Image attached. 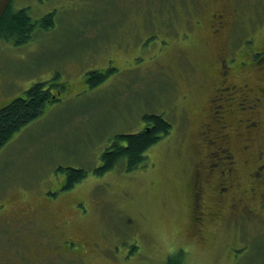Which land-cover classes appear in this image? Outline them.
Segmentation results:
<instances>
[{
  "label": "rangeland",
  "instance_id": "obj_1",
  "mask_svg": "<svg viewBox=\"0 0 264 264\" xmlns=\"http://www.w3.org/2000/svg\"><path fill=\"white\" fill-rule=\"evenodd\" d=\"M198 1V30L183 38L190 0H10L32 20L53 12V23H36L23 44L0 37V107L25 97L35 82L63 86L53 87L58 99L0 149V200L57 201L56 212L36 211L30 235L0 228V264H164L173 255L182 264H262V217L232 214L200 232L189 179L203 147L194 113L217 79L216 56L224 50L239 59L243 41L251 39L249 48L264 42V0H227L228 28L219 36L209 17L221 1ZM92 70L104 77L91 85L84 76ZM255 73L240 74L255 83ZM151 113L171 128L144 163L99 173L114 136L138 132ZM261 119L264 129V101ZM68 168L86 173L62 188ZM59 219H69L60 231ZM78 228L90 241L82 246L85 259L59 243L64 234L75 240ZM17 236L25 237L21 245Z\"/></svg>",
  "mask_w": 264,
  "mask_h": 264
},
{
  "label": "flooded vegetation",
  "instance_id": "obj_2",
  "mask_svg": "<svg viewBox=\"0 0 264 264\" xmlns=\"http://www.w3.org/2000/svg\"><path fill=\"white\" fill-rule=\"evenodd\" d=\"M219 1L222 4H216L209 17V27L214 36L225 33L228 28L227 0ZM197 4H200L198 0H190V5H187L190 18L185 20L187 25L181 31L183 38L198 30L200 14L196 12ZM250 41L242 42L243 51L237 54L241 56L239 59L224 50L217 54V79L212 83L206 102L194 113L197 144L203 147L197 146L200 154L190 171V211L200 232L212 225L221 226L224 219L232 214L249 220L257 217L264 220V129L261 126L264 74L255 73L261 70L264 73V42L249 48ZM239 72L243 75L255 73L251 76L256 78V82L253 83L251 77L246 80ZM252 145L262 146L254 149ZM239 163L246 167L243 170V166L238 168ZM246 180L248 183L243 186ZM37 200L30 202L19 197L0 200V228L20 231L21 235L32 234L29 226L37 219L36 211L46 212L54 208L56 212V199L44 195ZM59 223L60 219L56 220L60 231L69 219ZM77 232L79 235L75 240L64 234L59 243L64 252L85 259L87 254L82 246H88L90 241L83 229L78 228ZM24 238L17 236L15 240L21 245Z\"/></svg>",
  "mask_w": 264,
  "mask_h": 264
},
{
  "label": "trees",
  "instance_id": "obj_3",
  "mask_svg": "<svg viewBox=\"0 0 264 264\" xmlns=\"http://www.w3.org/2000/svg\"><path fill=\"white\" fill-rule=\"evenodd\" d=\"M40 24L49 28L53 23V12L39 19L32 20L26 7L12 9L10 4L0 16V37L12 40L16 45L27 42L33 33L34 26ZM104 75L100 70H92L85 74L86 80L92 79L91 85L100 82ZM63 84L52 81H38L29 86L26 96L12 98L0 107V149L22 127L34 120L47 104L58 99L52 91L53 87L62 88ZM144 127L135 133H118L112 144L101 153L102 163L99 173L111 169L121 163L125 170L136 168L146 160V151L160 138L170 132L171 123L160 114H146ZM148 125V126H146ZM69 169V168H68ZM85 170L69 169V175L62 188H69L85 176ZM164 264H182L179 256L168 257ZM264 264V261L262 262Z\"/></svg>",
  "mask_w": 264,
  "mask_h": 264
},
{
  "label": "water",
  "instance_id": "obj_4",
  "mask_svg": "<svg viewBox=\"0 0 264 264\" xmlns=\"http://www.w3.org/2000/svg\"><path fill=\"white\" fill-rule=\"evenodd\" d=\"M10 0H0V16L3 14L4 10L8 6Z\"/></svg>",
  "mask_w": 264,
  "mask_h": 264
}]
</instances>
